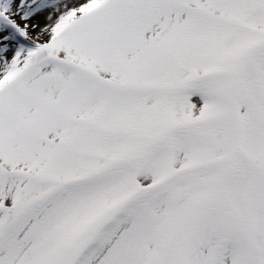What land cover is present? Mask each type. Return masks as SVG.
<instances>
[{
    "label": "snow or ice",
    "instance_id": "obj_1",
    "mask_svg": "<svg viewBox=\"0 0 264 264\" xmlns=\"http://www.w3.org/2000/svg\"><path fill=\"white\" fill-rule=\"evenodd\" d=\"M0 264H264V0H0Z\"/></svg>",
    "mask_w": 264,
    "mask_h": 264
}]
</instances>
